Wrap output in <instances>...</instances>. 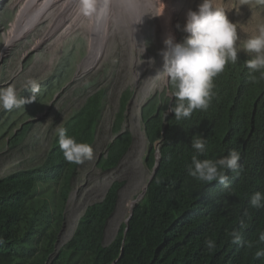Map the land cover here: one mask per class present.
<instances>
[{
	"label": "trees",
	"instance_id": "trees-1",
	"mask_svg": "<svg viewBox=\"0 0 264 264\" xmlns=\"http://www.w3.org/2000/svg\"><path fill=\"white\" fill-rule=\"evenodd\" d=\"M184 1L175 3L177 25L181 27L187 12L202 3ZM239 2L215 0L238 24V47H242L264 24V0H258L255 8L254 3ZM253 55L238 52L236 63H229L217 75L207 110H196L190 118L181 120H176L173 112L168 114L157 173L134 206L126 235L124 223L109 244L103 243L107 220L123 184L114 181L103 200L88 205L71 238L48 264H114L117 259V264H264V257H256V252L264 250V241L259 239L264 234V207L250 205L254 193L264 192V76L245 66ZM70 65L71 58L64 59L52 75L38 83L39 91L34 96L30 89L22 90V97L32 96L34 100L25 107L0 110V139L6 137L9 149L25 150L38 144L42 131L36 126L42 122L25 120L37 114L47 97L64 85ZM252 75L257 77L255 82ZM106 98L107 89H101L73 109L61 121L66 134L93 146ZM159 101L162 107L155 114ZM169 101L165 92L156 93L144 107L150 166L155 162L153 144L162 138L166 124L162 108ZM22 123L18 131L9 134ZM196 134L203 135L206 143L204 154L197 155L200 160L220 159L232 149L240 152V168L235 172L224 170L229 177L228 188L189 175L196 155L191 139ZM125 135L128 133L109 144L107 155L98 161L101 167H114L119 162L130 144V137ZM58 141L56 132L43 160L0 176V264H46L54 253L79 165L64 158ZM233 231L240 233L239 243H232ZM207 239L215 241V248L206 247Z\"/></svg>",
	"mask_w": 264,
	"mask_h": 264
},
{
	"label": "rangeland",
	"instance_id": "rangeland-1",
	"mask_svg": "<svg viewBox=\"0 0 264 264\" xmlns=\"http://www.w3.org/2000/svg\"><path fill=\"white\" fill-rule=\"evenodd\" d=\"M16 1L17 0H10L9 2H5V4H8L6 7V11H9L8 16H6L5 19L4 14L1 15L0 55L5 45V35L12 27H10L9 24L13 21L16 12L18 11V6L14 5ZM188 1L191 0H185L184 2L186 3ZM138 3H140V1L136 2V4ZM0 4H4L2 0L0 1ZM42 4H44V1L36 5L32 4L28 7L29 11L32 7L34 10H38L36 14L37 17L35 16L36 21L39 19L40 15H42L43 18H47V16H45L47 13L46 9L41 7ZM168 5L172 7L173 4L169 1ZM30 15L31 13L26 16V20L30 19ZM173 15L171 16L172 22L174 20ZM84 20V23H87L85 24V27L80 28V31L73 36H75V38L81 37L86 41L87 44H85V47L83 46L82 48V42L80 41L73 42L75 40L73 37L64 42L65 46L68 44L70 48L72 46L76 47V68L73 75L68 79V82L65 83L63 89L56 92L55 100L54 97H47L46 102L41 105L42 113L39 118L43 120V125L40 124V127L41 131H45L48 135L46 133L43 135L39 145L26 147L25 150H18L16 148L9 149L6 137L0 139V176L14 172L22 167L31 166L44 159L45 154L49 149L51 139L57 132V128L61 127V121L72 112L73 108L81 106L85 97L99 87L109 86V102L107 110L104 114L101 125L98 127L96 141L92 146L94 158L90 161L85 160L83 163L79 164L71 182V194L64 208V228L58 238L59 246L72 236L77 222L80 216L84 213L87 205L101 201L111 183L113 181H121L123 184L120 187L121 189L118 195L116 208L107 221L103 243L109 244L114 239L120 226L124 224L129 215V205L131 204V201L143 190L141 186L135 184L136 175L132 164L133 160L135 161L138 157L134 148L137 137L136 130H139L137 126L138 122V125H140V128L144 131L141 113L142 104L151 95L149 94L148 96H145V94L142 93V88L146 86V92L160 91L165 88V79L162 77L158 78L157 74L163 72L161 70L163 67V57L160 55V52L164 48L163 41L167 37L164 40H158L154 35L152 28H148V31L145 34L146 45H144V50L139 53L134 52L133 57H130L128 54V46L126 45V38L128 36V27L126 29V26L130 23L128 22L120 29H118V27H111L108 30L110 35L107 36L103 45L104 52L107 44V63L104 61L95 69L86 71L85 61L92 54L91 44L89 46L87 38L92 31L91 29L89 30L88 19ZM48 27V22H46L39 27L37 26V29L35 30H33V28L26 30L23 36L15 40L14 45L12 44L13 46L11 45L12 47L7 52L3 64L0 67V85L13 78L14 82L10 85L16 88L17 94L20 97L23 89L30 88V85L28 84L29 80H34L38 83L46 77H49L55 66H57L61 60L59 57L62 55L63 50L62 40L69 35V32L59 31L56 35L50 36L45 42L42 40L41 44L40 42L37 43L38 39L45 35ZM92 40L96 44L93 50L94 55L95 50L99 51L101 49L102 39L97 41L96 35L93 34ZM140 69H142V74L136 86L134 75ZM152 73H154L153 77H151ZM2 77L6 78L2 80ZM146 82L148 85H145ZM154 86L155 91L148 90L149 87L154 88ZM80 87H83V90L76 91L77 89H80ZM127 88L130 89L131 94L133 95L132 99L134 101L136 99L139 103L138 108H132L134 106V101L132 102L121 125V129H128L132 134L131 144L115 167L103 168L98 165L97 160L101 155L107 154L109 143L117 135L114 129L115 127L113 128V124L120 108L122 93ZM45 109L46 111L43 112ZM136 118H139V120L137 121ZM54 127V132L50 134ZM14 131L15 130H12L9 134H12ZM143 133L146 147L142 154L143 156L141 155V160L143 163V169L146 172L147 182L152 173V167L145 160L148 139L145 135V131ZM1 135L2 133H0V136ZM104 183L105 185H103Z\"/></svg>",
	"mask_w": 264,
	"mask_h": 264
},
{
	"label": "clouds",
	"instance_id": "clouds-1",
	"mask_svg": "<svg viewBox=\"0 0 264 264\" xmlns=\"http://www.w3.org/2000/svg\"><path fill=\"white\" fill-rule=\"evenodd\" d=\"M9 1L10 0H2V2L4 4H0V21L2 19L1 18L2 14H4L5 19H6V16H8L9 11H6V7L8 4L7 3L5 4V2H9ZM45 1L46 0H44V2ZM164 1L166 2L167 8L171 11L172 15L174 13V15H173L174 20L172 22V19H171V25H172L173 33L175 36L174 37L172 35H169L163 41L164 48L160 52V55H162V57L164 59V70L157 77L158 78L162 77L165 79L164 80L165 81L164 82L165 88L160 90V91L156 90L155 92H150L149 94H151V95L142 104V109H141L142 120H143V124H144L143 128L145 131L146 114H145L144 107H145L146 103L148 102V99L156 93H163V92H165V94L170 97V101H169L168 106L162 108V113L164 114V122L166 123L162 129V138L153 144V147L155 148V153H154L155 162H156V156L157 155H160V160H161L160 146H161L162 140L165 137L164 132H165L166 127L168 125V123H167L168 114L169 113L172 114V112H173V113H175V119L181 120V119L190 118L192 113L196 110H207V108L209 107V105L213 99V95H214V93H213L214 79L217 77L218 74H220L221 72L224 71L226 65H228L229 63H232V64L236 63V61L238 59V52L244 51L245 53L254 54L251 59L245 61V66L248 69H250L251 72L260 73L261 76H264V71H262V70H264V24L259 26L257 34L250 36L243 43L242 47H238V41L240 39V37L238 35V24L229 19L227 12L224 10V8L218 6L215 3V0H202V3H200L198 5V8L196 10H189L186 14V22L183 25V27H181L180 25H177V22L179 20V12H178V8L175 4L176 0H164ZM169 1H170V3L173 4L172 7L168 5ZM239 1H240L239 2L240 4L241 3L242 4H246V3L248 4L250 2L254 3V8L258 2V0H239ZM22 2H23V0H17L15 2L14 5L18 6V10L20 9V5L22 4ZM49 3H50V6H48V8L46 9L47 13L45 15L48 17L43 18L37 25H35L33 30L37 29V26L39 27L43 23L48 22L49 27L45 33V39L43 40V42H45L50 37L47 33L50 30V28L54 26L55 19L60 18L58 21L59 25L57 26V27L61 28L59 31L69 32V35L66 36L62 40L63 50H62V55L59 57L61 60L59 61L57 66H55V68L53 69V71L51 72L50 75H52V73L62 63V61L64 59L70 57L71 58L70 70H69L68 75H67L68 77L65 76V78L67 77L66 82H68V79H70V77L73 75L75 68H76L77 53H76V47L75 46H72L70 48L68 44L65 46L64 42L67 39H70L72 37L75 38V36H73V35H76V33H78L80 31L79 29L83 28V27H76L74 29H71L72 21L74 18H76L81 13V15L84 16V19H88V27H89V29H91V23H89V19H93V18L100 19V18H102V15L107 11L108 0H79L80 6L69 5L68 0H50ZM160 3L163 4L162 0H160ZM163 6H164V4H163ZM163 9H164V7H163ZM163 9L160 10L159 12H157L156 14H153L152 12H144L143 14L139 15L138 17H133L130 24L127 25L128 34H129L130 29L135 30L133 28L134 24L142 22V18L145 14L151 13L153 16L163 15ZM129 12H130V9H129ZM14 19H15V17H14ZM11 23L12 22H10V24H9L10 27H11ZM0 24H1V22H0ZM85 24H87V23H84V27H85ZM111 27H117V25H115L113 23V25ZM147 31H146V33H147ZM181 31L183 33L187 34L186 37L183 36ZM56 34H54V35H56ZM88 38H87V41L89 43V46L91 44L92 54L85 61L86 62V71H90V70L95 69L100 63H102L104 61L107 63V61H106L107 53H105V52H107V48H106L107 44H106L104 52L101 54L99 59L93 65H91V61L94 59L93 50H94L96 44L92 40L91 33L88 36ZM76 41L82 42V48H83V46L85 47V44H87V42L84 41L81 37H76L73 42H76ZM41 42H40V44H41ZM126 45L128 46V54L131 57L135 51L130 50L129 38H127ZM143 45H146V37L145 36H144V40H143ZM5 56H6V54H4L3 50H2L1 55H0V67L3 64ZM140 76L141 75L138 76V81H136V86L140 80ZM5 78L6 77H2L1 79L4 80ZM250 78L253 82H255L257 79V77L255 75H252ZM7 81H5L4 83H1V85H0V107H1L0 110H2L3 108L6 110H11L13 108L20 109L23 106H25L27 103H31L32 101H34L32 99V96H31V98H27V99L22 97V94H23L22 92L26 89H30L32 95L34 96L39 91V85H38L39 82L36 83L34 80H29L28 84L30 85V88L23 89V91H21V97H20L17 94L16 88L14 86L10 85L11 83L14 82V79L12 78L8 82ZM65 83H64V85H65ZM8 85H10V86H8ZM64 85L60 89L57 88L49 97H52V98L54 97V100H55L56 92L58 90L63 89ZM170 85L174 88V91H171ZM108 87L109 86L99 87L97 90H95L94 92L89 94L87 97H85V100L88 99L89 97H91L92 95H94L99 90L107 89V98H106L107 105L105 108V112H106L108 102H109V88ZM154 89H155V87L152 89V91ZM81 90H83V87H80V89H77L76 91H81ZM132 96L133 95L131 94V91L129 88L125 89L122 93V96L120 99V108L116 114L114 124H113V128L115 127L114 129H115L117 135L113 138V140L110 143H112L119 135L128 133V135H125V136L130 137V144H131L132 134L128 131V129H126V130L121 129V125H122L124 118L127 114V110L129 108V106L133 102ZM174 98H175V103L173 104ZM85 100H84V102H85ZM160 104L161 103L159 101V103L157 104L158 108H157V111L155 114L159 113V111L162 107V106L160 107ZM75 108H78V107H75ZM75 108H73V109H75ZM45 111H46V109L43 112H45ZM121 111H122V115L119 116ZM105 112H104V114H105ZM41 113L42 112H41V108H40V111L37 114L29 117L27 120H25V122H28L30 120H34L36 122L37 121L43 122V120H41V118H39ZM23 124L24 123L18 125L14 129L15 130L14 132L18 131V129L21 128L23 126ZM40 124L43 125V123H38L36 127L40 126ZM118 125L120 126L119 128H117ZM39 128L41 129V127H39ZM54 130H55V127L52 129V132L50 134H52L54 132ZM33 132L35 133L36 131L34 130ZM57 132H58V136H59L58 142H59L60 149L63 151L64 158L68 162L74 163V164H81L85 160L90 161L94 158V152H93L92 145H90L89 143H86V142H77V140L74 137L66 134V129L63 127H58ZM45 133H46L45 131H42L39 134L40 135V137H39L40 141H41V139ZM46 134L48 135V133H46ZM145 135H146V131H145ZM146 137H147V135H146ZM52 139H53V137H52ZM52 139H51V142H52ZM147 139H148V137H147ZM40 141L38 142L37 145L40 144ZM51 142H50V145H51ZM130 144H129V146H130ZM129 146H128V148H129ZM191 147L196 151V155H193L192 166L189 167V175L192 176L193 178H195L197 181H200V182L217 181L218 183L222 184L225 188H228L229 187V185H228L229 177L226 175L224 170L228 169V170H232L235 172V171H237L238 168H240V164L238 163L241 160L240 152L236 149H232L228 153L227 156H224L220 159H217V160H211V159L200 160L197 158V155H203L205 152V148H206L205 138L201 134L193 135V137L191 139ZM128 148H127V150H128ZM149 149H150V142L148 139L147 153H146V159H145L147 163H148ZM108 150H109V145H108ZM124 153L122 154V156L124 155ZM102 156L103 155H101L99 157V159L97 160V163L101 159ZM104 156H105V154H104ZM121 157H120V159H121ZM155 162H154V165H155ZM159 163H160V161H159ZM154 165L151 166L152 167V173H153ZM158 167H159V165H158ZM110 168H112V167H110ZM157 170H158V168H157ZM152 173H151V175H152ZM151 175H150V177H151ZM150 177H149L148 181L150 180ZM148 181H147L146 185L148 184ZM112 183H111V185H112ZM149 184H148V186H149ZM110 186H109V188H110ZM148 186H147V188H148ZM120 187L117 191L118 195H119V192L121 189ZM145 187H144V189H145ZM144 189L142 190V192L138 196H136L132 200L133 202H134V200H136L138 197L141 196ZM70 194H71V189L69 191L67 202L69 200ZM106 194H107V192H106ZM106 194H105V196H106ZM105 196H104V198H105ZM143 197L144 196H142L138 200V202ZM117 201H118V196H117V200L115 203V208H116ZM133 202L131 205H133ZM93 203H95V202H93ZM250 205L254 208H257V209L264 207V192L258 191L256 193H254L251 196ZM87 207H88V205H87ZM133 209H134V207H133ZM129 213H130V210H129ZM111 215L109 216V218L111 217ZM109 218H108V220H109ZM130 218H129V220H130ZM78 222H79V220H78ZM78 222H77V225H78ZM126 222H127V219L124 223L126 224ZM128 224H129V221H128ZM77 225H76V227H77ZM243 226H244L243 221H241V227H243ZM126 227H128L127 224H126ZM63 228H64V226L62 227L61 231L59 232V236L61 235ZM105 228H106V226H105ZM124 235H126V234H124ZM59 236H58V238H59ZM231 236H232V243L236 244V243L240 242L241 235L239 232L233 231L231 233ZM259 239L261 241H264V234H261ZM64 243L65 242H63L62 245ZM62 245L59 246V243H58V245H57L58 250ZM205 245L208 249L211 250V249L215 248V241H213L212 239H207L205 241ZM55 248H56V243H55ZM58 250H56V251L54 250V253L49 257L46 264H48L50 262L52 256L54 254H56L58 252ZM256 257L257 258L264 257V250L256 252Z\"/></svg>",
	"mask_w": 264,
	"mask_h": 264
},
{
	"label": "bare ground",
	"instance_id": "bare-ground-1",
	"mask_svg": "<svg viewBox=\"0 0 264 264\" xmlns=\"http://www.w3.org/2000/svg\"><path fill=\"white\" fill-rule=\"evenodd\" d=\"M42 1H44V0H25V1L23 0L22 4L20 5V9L16 13L15 20H13L11 23L12 27H11L10 31L5 35V45L3 48L4 54H7V52L14 45L15 40L21 38L26 30L34 28L35 25H37L43 19L42 15H40L39 19L36 21L35 16H36L38 10H34V8L32 7L30 9V11H31L30 12L29 8H28L32 4L36 5ZM138 1H140V3L136 4V2H138ZM49 2H50V0H46L44 2V4H42L41 7L47 9L48 6H50ZM162 2L164 4V6H163V4L160 3V0H108L107 11L102 15V18H100V19H97V18L89 19V23H91V31H92V32H90L91 36H93V34H95L97 41L99 39H102L101 49L99 51H97V50L94 51V53H95L94 59L91 61V65H93L99 59L101 54L103 53L104 41L107 39V36L110 35L108 30L111 28L113 23L115 25H117L118 29H120L122 26H124L128 22L130 23L133 17H138L139 15L143 14L144 12H152L153 14H156L157 12L162 10L164 7L163 15L153 16L151 13H147L143 16L141 23H136L133 25V28L135 30H131V29L129 30V34L127 33L128 34L127 38L130 39V50L131 51L134 50L135 52L139 53V52H142L144 50L143 40H144V36H145V33L148 30V28H152L154 35L156 36V38L158 40L159 39L164 40L169 35L174 36L173 28L171 25L172 13L167 8L166 2L164 0H162ZM68 4L80 6L79 0H68ZM135 6H136V8H135ZM22 8H23V10L20 13ZM129 9H130L131 15H130ZM29 12L31 13V15H30L31 17H30V19L26 20V16L28 14H30ZM16 19H17V21H16ZM59 19L60 18L55 19L54 26L51 27L47 33L49 36L56 34L61 29L60 27H57L59 25V22H58ZM84 22H85L84 16H82L80 13L72 21L71 29H74L76 27H84ZM126 29H127V26H126ZM44 39H45V35L42 36L40 39H38L37 43L41 42ZM126 51H127V49H126ZM131 57H133V55ZM159 63H160V61H159ZM142 66H140V67H142ZM161 70L162 71L164 70V59H163V67L161 68ZM133 73H135V72H133ZM135 74H136L134 76L135 80L138 81V76L142 74V69H140ZM153 74L154 73H152L151 77H153ZM159 74H157V75H159ZM132 79H133V77H132ZM151 82H152V80H151ZM145 85H148V83L146 82ZM145 88H146V86L144 88H142V93H144L145 96H147L150 92H148V91L146 92ZM152 89H153L152 87H149L148 90L151 91ZM133 104H134V106L132 108H138L139 103L136 99H135ZM136 119H137V121L139 120V118H136ZM138 124H139V122H138ZM138 124H137V126H138L139 130L138 131L136 130V136L137 137H136L135 146H134L135 152H137L138 157H137V159H135V161L133 160L132 164H133V168H134L135 175H136L135 184L138 186H141L142 189H144L147 182H146V172L143 169V166H142L143 163H142L141 158L143 156L142 154L145 150L146 145L144 142V133L142 132L140 125H138ZM103 185H105V183ZM132 202H131V204H132ZM131 204L129 205V209L132 207Z\"/></svg>",
	"mask_w": 264,
	"mask_h": 264
},
{
	"label": "water",
	"instance_id": "water-1",
	"mask_svg": "<svg viewBox=\"0 0 264 264\" xmlns=\"http://www.w3.org/2000/svg\"><path fill=\"white\" fill-rule=\"evenodd\" d=\"M164 133H165V132H164ZM159 161H160V155H157V156H156V162H155L154 169H153V173H152V175H151V177H150V180L148 181V184L151 182V180L153 179L154 175H155L156 172H157V168H158V165H159ZM148 184L146 185V187H145L143 193L141 194V196L138 197L136 200H134L133 205H132V207H131V209H130L129 216H128V218H127V222H126L127 225H128L129 218H130L131 215L133 214V207H134L135 204L138 202V200H139L142 196L145 195ZM127 228H128V227H126V229H125V234H126ZM57 245H58V240H57V242H56V248H55V251L58 250V246H57ZM122 252H123V250H122ZM117 260H118V259H117ZM117 260L114 261V264H117Z\"/></svg>",
	"mask_w": 264,
	"mask_h": 264
}]
</instances>
